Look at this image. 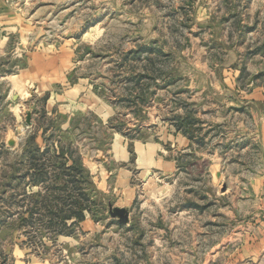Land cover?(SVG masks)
<instances>
[{
    "label": "rangeland",
    "instance_id": "374dc122",
    "mask_svg": "<svg viewBox=\"0 0 264 264\" xmlns=\"http://www.w3.org/2000/svg\"><path fill=\"white\" fill-rule=\"evenodd\" d=\"M11 2L37 11L39 41L48 48L72 43L66 84L56 85V93L79 85L74 99L59 97L50 114L48 95L32 83L18 90L12 105L10 95H0V137L12 129L17 142L0 145V187L19 183V190L0 188V198L6 205L14 200L9 209L15 216L30 191H22L26 179L10 176L25 171L22 142L29 134L71 142L92 175L94 218L110 216L108 203H124L113 186L121 166L111 162L114 140H139L155 144L158 156L175 158L179 167L138 168L133 158L125 164L135 194L127 202L129 221L115 218L110 260L106 245L99 252L90 248L92 239L86 242L90 264H264V129L248 151L250 135L243 143L238 122L251 113L234 109L236 90L257 82L262 49L254 42L264 41V0ZM24 52L18 60L2 59L0 68L11 62L23 67ZM6 84L0 88L9 91ZM257 108L263 112L261 104ZM28 112L33 125L26 122ZM69 119L65 132L61 126ZM182 137L191 141L189 150ZM16 219L24 244L36 254L47 251V241L54 240L44 225L30 226L29 237Z\"/></svg>",
    "mask_w": 264,
    "mask_h": 264
},
{
    "label": "crops",
    "instance_id": "0c3cea01",
    "mask_svg": "<svg viewBox=\"0 0 264 264\" xmlns=\"http://www.w3.org/2000/svg\"><path fill=\"white\" fill-rule=\"evenodd\" d=\"M11 1L12 0H0V62L2 59H17L20 51L24 52L31 43H36V41L41 43H39L37 49L31 51L26 50V52H24V58L22 59L24 63L23 67H18L16 62H11V66L5 69L0 68V84L6 81V86L9 87V91L0 88V95L3 93L7 96L10 95L12 105L14 102L13 98L19 95L18 90L20 88H27L26 86L32 83L35 85L37 92L48 95L47 113L50 114L53 111L52 107L61 99L59 97L62 96L64 99L71 101L79 91V85L77 84L69 85L62 94L56 93L54 88L58 84H66V73L71 65V50L69 47L72 43L65 41L61 42L59 50L48 48L49 44L46 45L43 41H39L38 36L43 34V30L36 24L35 14L37 11H33L27 4L24 8H22V6L16 7ZM257 39L260 40V33H257ZM262 40L264 39L262 38ZM254 44L255 46L259 45L262 49L261 53H254L257 54L256 57H258V67L254 74L257 82L255 83L254 80L253 83L256 85L252 87L238 88L236 90V104L234 105V109H236L237 112L240 111L242 114H244V112L251 113L250 116L242 115V120L238 122V125L242 128L240 135L243 143L245 133H247L246 135H250L249 145H246L248 151L251 150L248 148L250 145L259 141L261 129H264V82L261 81L264 79V41L257 43L255 40ZM2 102L4 103L3 100ZM259 104L263 106V112L261 113L258 112L257 108ZM7 106H9L8 101ZM31 125H33V118L31 119ZM69 127L70 119L61 126V129L66 130ZM18 129L19 128H15L16 131H18ZM13 132L12 129H7L4 137H0V145L2 142H6L11 143L10 147L17 146V142H15L16 140L12 136ZM34 140L40 147H44L45 140L41 131L35 135ZM180 142L184 146V150H189L191 147L190 145H192L191 141L184 137L180 138ZM24 143L25 140L22 142V146ZM112 147L114 158L111 162L114 165L116 163H120L121 165L114 170V172H117V175L114 179L113 186H115V189H120L122 191V199L124 200V203L117 206L127 208V202L133 200L135 196L133 193L134 188L129 183L130 171L125 165L132 158L138 168L144 166L148 168L152 166L163 170H175L179 167L175 158L164 159L162 156H158V147L152 143H147V145H145L139 140L129 142L124 138L118 137L114 140ZM129 148L131 149L130 151ZM2 170L3 169H1L0 172H2ZM16 176L17 172L15 171L11 174L10 179H14ZM18 184L19 183H17L16 187L12 183H7V185L1 184L0 188L3 187V190L5 187L8 188L12 186V191L13 189L19 190V188H17ZM24 187L25 186L22 188L23 192H25V190L26 192L27 190L33 192L39 188L36 185H27L26 189ZM13 193L14 192L9 195L13 197ZM0 195H2V193ZM7 202L9 204L6 205L5 200L0 198V207L4 206L6 209L10 210L9 207L12 208L15 206L14 200L11 199ZM1 211L0 264H90L89 256L93 251L88 249L90 246L89 244L86 245L89 239L94 241L92 242L93 247L90 246V248L100 249V252L101 248L106 245L109 250L103 253L109 258L108 260L111 259L109 255H113L110 253V250L113 248L112 240L116 235L114 228L116 227L114 226L116 221L115 218L111 216L104 215L100 218H94L92 215L86 214L85 217L78 221L73 227L71 233L51 236L54 241H47V251L36 254L33 249L30 247L28 248V246L24 244V239L21 235L22 230L19 225H15V222H18L16 216H5L7 211ZM10 212L14 211L10 210ZM52 244H54L53 247ZM53 250L57 251V257L55 259L51 256ZM107 257H105V259ZM104 264H106V262H104Z\"/></svg>",
    "mask_w": 264,
    "mask_h": 264
},
{
    "label": "trees",
    "instance_id": "16d2710c",
    "mask_svg": "<svg viewBox=\"0 0 264 264\" xmlns=\"http://www.w3.org/2000/svg\"><path fill=\"white\" fill-rule=\"evenodd\" d=\"M70 130L71 127L65 132ZM34 137V134H29L26 138L29 143H24L21 158V162L25 161V171L17 174L16 178L23 177L26 185L39 188L23 194L28 202L23 211V205L16 210V217H20L29 237V227L36 224H43L53 236L69 234L86 214H95L97 202L91 187L92 175L85 168L81 155H75L76 150L71 142L65 143L59 136L50 142L45 139L44 147H40ZM15 213L10 212V215Z\"/></svg>",
    "mask_w": 264,
    "mask_h": 264
},
{
    "label": "water",
    "instance_id": "95a60500",
    "mask_svg": "<svg viewBox=\"0 0 264 264\" xmlns=\"http://www.w3.org/2000/svg\"><path fill=\"white\" fill-rule=\"evenodd\" d=\"M30 118H31V113L28 112L27 118H26V122L28 125L31 124ZM108 214L111 217L116 218L120 224H126L129 221V210L126 207L117 206L112 203H109L108 204Z\"/></svg>",
    "mask_w": 264,
    "mask_h": 264
}]
</instances>
